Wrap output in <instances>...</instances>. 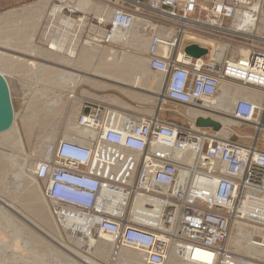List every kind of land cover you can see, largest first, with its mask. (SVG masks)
<instances>
[{"label":"built area","instance_id":"obj_1","mask_svg":"<svg viewBox=\"0 0 264 264\" xmlns=\"http://www.w3.org/2000/svg\"><path fill=\"white\" fill-rule=\"evenodd\" d=\"M98 1L102 16L90 24L97 44L120 48L137 26L147 37V68L163 76V98L188 106L196 115H186L184 123L162 122L154 115L118 122L105 106L81 101L75 125L93 132L94 139L90 144L60 139L38 160L33 174L43 196L59 219H73L77 213L92 216L99 233L138 252L141 264H166L171 249L188 264H238L240 257L250 261L226 241L246 191L264 190V147L256 143V134L264 136V48L254 45L260 38L254 28L264 0ZM224 35L234 37L229 48H246L248 53L215 60ZM183 43L203 46L207 54L192 58ZM222 83L255 92L261 100L242 96L228 111L216 109L211 99ZM218 114L237 122L235 126L254 129L251 143L232 140V135L239 137L232 125L224 126L227 137L219 135L221 124L218 129L196 125L197 118L213 120ZM104 146L111 150L104 151ZM116 148L130 154L121 156ZM177 151L192 154L193 164L178 159ZM107 168L113 178L104 176ZM117 190L126 196L124 210H104L108 201L116 206L112 197ZM135 198L149 205L159 202L156 225L124 212ZM252 243L261 247L264 239ZM254 261L264 264V254Z\"/></svg>","mask_w":264,"mask_h":264},{"label":"rangeland","instance_id":"obj_2","mask_svg":"<svg viewBox=\"0 0 264 264\" xmlns=\"http://www.w3.org/2000/svg\"><path fill=\"white\" fill-rule=\"evenodd\" d=\"M90 1L101 6L98 0ZM73 3L70 0H28L18 6L0 10V52L4 54L3 57H0V70L5 71L4 75L9 84L10 99L15 113L13 123L20 130L24 146V153H21L9 146L7 142L0 140V163H2L0 166V227L6 233V240L4 241L8 242V244L6 243L7 246L11 244L10 241L13 238L19 241L20 244V249L17 250H14L10 245L7 248V256L0 255V264H85L80 259L82 256L90 264H141V257L130 252L133 250L121 247L112 240L109 241L110 246L105 249L104 244L101 242L103 239L95 227L92 232H88L92 237H86L87 241L84 240L81 245H78L75 240L79 238V235L71 236L63 229L61 219L56 217L51 203L42 194L41 184L34 178L33 174H31V177L28 176L30 166H35L38 160L42 158L41 144L43 142L46 146H50L46 148L47 152L51 151L58 140L67 139L68 131L66 128L68 126L77 128L75 118L79 112L81 95H91L96 89L100 90V93H106V91H103L104 88L114 87L134 100L137 98L134 92L143 90L153 93V102H156L157 98H160V101L163 99V76L161 73L153 71L155 82L153 83V80L150 81L148 78L151 84L141 85V82L138 83L139 85H133L125 82L133 79L135 75L132 66L124 64L125 58L129 55L143 57L144 51L134 50L128 44L129 42H125L127 45H122L120 48L96 44L98 41L93 39L94 35L90 33V30H92L90 24L93 22V17L96 16L92 10L71 9L68 7ZM38 5L40 8H38ZM55 5L63 7L59 14L56 12L57 7L53 11ZM80 19H84L85 22L82 38L75 47L77 52L70 57L68 56L71 59L73 58L72 62L75 66L66 65L68 58L64 53H57L56 48L59 43L64 41L63 38L66 43L68 42L67 38L68 36L70 38V33L65 32L73 29ZM71 20H74V22H71ZM260 25L262 24L258 22L257 26ZM57 32L59 33L56 38L57 42L52 43L51 40L54 39ZM257 35L260 38L256 39L254 45L264 48V29ZM233 39L234 37L230 35H224L218 42L220 45L228 44ZM84 41L93 43L90 50L81 51ZM219 44L217 45L220 46ZM33 48L34 51H32ZM64 48H66V45ZM111 49L118 51L113 56V60L116 61L115 64H121L122 69L120 70L124 74L123 79L125 81L105 75H97L94 74L95 72L91 73L94 69H91V72L89 69H81L90 63H99L100 65L108 63L106 59L108 51ZM240 49L239 47L229 48L227 46L226 56L235 57L239 55ZM208 57L207 55L206 59ZM2 62H5L4 65H6L3 66ZM43 67L48 70L44 72ZM118 67L117 65L116 69ZM63 71L78 73L84 81L76 85L73 91L70 92V88L68 89L58 82L59 73H63ZM53 96L60 97L59 105L49 111L44 105L45 100L47 101ZM123 103H127V105L132 106V110H135L129 100H124ZM160 105L166 106L169 112L172 113L177 108L183 110V114L184 112L190 114L189 108L175 107L169 103ZM150 109L152 108L148 107L143 112L150 113ZM26 115L31 116L30 119L27 118L28 134L24 131L25 125L22 119ZM218 116L225 118L223 115L218 114ZM230 128L239 135V137L232 135L231 139L242 144L251 143V137L256 134L254 129L247 124L232 125ZM50 131L53 132L52 137L46 140V137L50 136V134L48 135ZM46 133L47 135H45ZM256 135H258L257 146L263 148L264 136L261 133ZM72 137L80 138L74 134L70 135V138ZM83 140L84 138H82ZM6 153L12 155L11 160L7 159ZM2 154H4L3 157ZM33 171L34 169L31 173ZM131 207L132 202L129 204V209H125L124 212L128 213L129 218L132 219ZM252 225L257 230L258 228L263 230V226L259 224L252 223ZM257 230L252 239L256 240L257 237L258 239L262 237L264 239V230H261L260 234L257 233ZM94 235H98V238L94 239ZM226 244H228V241H226ZM233 251L239 256L246 257V260L252 261L251 263L256 262L254 260L258 258V256L251 257L250 254H246L244 251L236 249H233ZM74 255L81 257L78 258Z\"/></svg>","mask_w":264,"mask_h":264},{"label":"bare ground","instance_id":"obj_3","mask_svg":"<svg viewBox=\"0 0 264 264\" xmlns=\"http://www.w3.org/2000/svg\"><path fill=\"white\" fill-rule=\"evenodd\" d=\"M70 1L74 2L73 3L74 6L73 5H68V7H70L71 9L92 10L94 15L97 18L102 16V11H103L102 10L103 9L102 6H100L98 4H95V3H93L90 0H70ZM56 7H57L56 12H57V14H59L61 12V10L63 9V7L55 5L53 11H55ZM38 8H40L39 5H38ZM107 17H108V15H107ZM61 18H63V17L61 16ZM67 20H69V19H67ZM71 22H74V20H71ZM258 22H260V24H262V25L257 26ZM258 22L256 23L255 28H254V30H255V32L257 34L262 32V30L264 29V12L261 13ZM84 24H85L84 19L78 20L77 21V25L75 24V27L73 29L67 30L68 32L67 31L65 32V33H70V38H69V36L67 38L68 42L66 43V40L63 38L64 41L59 43L57 48H56L57 53H59V52L60 53H64L66 55V58H68V60H66V64H68V63L72 64V59L69 58V57L72 56L75 52H77V49L75 47L78 44V41L80 40V38H82V32L84 31ZM54 36L55 37L52 40L48 38L49 40H51L52 43L57 42L56 38L59 36V33L58 32L55 33ZM7 41H9V40H7ZM125 42L126 43L129 42L128 44H130V47H132L136 51H145L147 39H146V36L144 37V35H142L139 32L137 26H135L129 32L128 38H126V40H124L122 42V45H125L126 44ZM6 43H9V42H6ZM91 44H93V43H89L88 41H84L83 45L81 47L82 48L81 51L90 50V48H92ZM65 45H66V48H64ZM6 46H8V45H6ZM32 51H34V48L32 49ZM226 51H227V44H221L220 46H218L217 52L214 54V59L217 60V61L218 60H222L225 57V55H226ZM117 52L118 51H115V49L109 50L106 61H108V62L111 61L112 64L115 63L116 61L113 60V56L116 55ZM120 53H122V52H120ZM247 53H248V50L246 48H241L239 50V54L240 55H246ZM54 54H55V56H57L56 53H54ZM3 56H4L3 52H0V57H3ZM4 63H3V66L6 65V64L4 65ZM145 63L146 62H145V59L143 57H139L137 55H131V56L129 55V56H127L125 58V63L124 64H126V66H132V68H133V70L135 72V75H134L133 79L126 80V82L131 83L133 85H137L138 83H141L143 81L142 78H144L145 80H147L149 78V80L150 81L153 80V83H154L155 82V80L153 78L154 72L152 70H150V69H147L146 66H145ZM71 64H69V65H71ZM98 68L99 67H95L94 66V68H92V69H94L93 73L95 72V73H99V74H102V75H105V76L116 78L118 80H124L123 79L124 78V74L120 70L122 68H118V70L115 71V72H107L104 69L100 70ZM85 69H89V67L85 68ZM46 70H48V69L43 67V71L45 72ZM4 73H5L4 70H0V74L1 75H4ZM68 73L69 72H67V71L66 72L63 71V73H59V77H58V82L63 84L68 89H69L70 86H72L73 89H74V87L76 85H78L79 83L84 81V79L77 73L74 75V78H73V81H72V74L73 73L72 74L71 73L68 74ZM128 76H130V75H128ZM69 79H71L70 82L68 81ZM157 82L159 83V81H157ZM156 87L158 88L157 85H156ZM70 92H72V90H70ZM219 92H218L219 95L213 97L211 99V101L214 103V105H213L214 108L222 110V111H228L237 97H242V96L243 97H247V98L249 97V98H251L254 101H260L261 100V96L258 95L257 93L249 91V90L240 89V88H238L236 86H232V85H230L228 83H222L221 86H220ZM59 99H60L59 96H53V98H51V99H49L47 101L45 100V104L44 105H45L46 109L50 111V110L53 109V107L59 105V102H58ZM65 104H66V102H65ZM25 110H26V108H25ZM194 112H195V110H194ZM195 115H196V112H195ZM14 117H15V113L13 111V122H14ZM30 117H31L30 115H26V116H24V118L22 117V119L24 120V125H25L24 126V131H25L26 134L29 133V126H28L27 118L30 119ZM114 119H117L118 122L124 121L121 116H116L115 115ZM213 120H216L219 124L222 125L223 128L221 130H219V135H221V136L223 135V136L227 137V136L230 135V132L227 129H225V127H224L225 125H228V126L229 125H237V122H235L234 120L229 119V118H222V117H219V116H215V119H213ZM13 122H12L11 127L6 130L7 132L8 131H11V132L10 133H7L6 131L1 132L0 134H2V135H0V140L2 142H7L9 144V146L13 147L17 151H19L21 153H24V146H23V141H22L20 130L17 127L14 126ZM66 129L68 131V134L66 136L67 139H69L70 135H72V134H74L76 136H79L80 138L78 140H80V141H82V138H84L83 142L87 143V144H90L91 143V139L92 140L94 139V133L91 132V131L83 130V129L79 128V127L76 128L75 126L74 127L68 126ZM52 133H53L52 131L48 132V135L50 134V136L46 137L47 138L46 140H48V138L51 139ZM45 135H47V133ZM41 147H42L41 157H43V156L48 154L49 151L47 152L46 148H48L50 146H48V145L46 146L45 142H43L41 144ZM102 147H103L102 145L99 146V148H102ZM107 149L111 150V147L107 148L106 146H104L103 150L105 151ZM116 151L121 156H125V155H129L130 154L128 151H126V150L122 151V150H120L118 148H116ZM6 155H7V159L11 160L12 155L10 156L9 153L8 154L6 153ZM174 155L178 159L183 161V163H186V164H189V165L193 164L194 158H193L192 154H190L188 152L177 151V152L174 153ZM3 156H4V154H2V157ZM1 165H2V163H0V166ZM30 168L31 169L28 170V172H29L28 176L29 177H31V174H33L31 172H32V169L35 168V166H33V167L30 166ZM108 169L109 168H107V169H105V171H103L104 176L113 178L114 177L113 175H109ZM33 176H34V174H33ZM34 178H35V176H34ZM201 187L210 188V187H208V185H204V184H201ZM103 192H105V191H103ZM246 193H248V194L245 196V199H244L243 203L241 204V206L239 208V217L234 222L233 233L231 232L230 237L227 240L228 241V248L236 249L238 251H244V252H246V254L247 253L250 254L251 257L252 256H256V257L258 256V258H259V257H262L263 254H264V246L256 247V246L253 245L251 239H252V237H253V235H254V233H255V231L257 229H256V227L254 225H252V223L259 224V225L263 226V230H264V190L262 188H257V189H253V190H248V191H246ZM116 194L112 197V200H114V199L117 200L116 206L111 204V201H108V203H106L105 206H104V210L113 211V210L117 209L118 212H122L124 210V208L122 207V204L124 203V200H125L126 196L120 190H117ZM115 207H117V208H115ZM159 211H160V205H159L158 201L151 202V204L149 205V204H147L145 202L144 199L135 198L134 201L132 202L131 216L133 217V219H136L138 221L148 222L150 224L156 225L157 222H158ZM61 221H62L61 222V226L71 236L79 235L78 236L79 238H77L75 240V242L78 245L79 244L81 245L82 242H84V240L87 241L86 237L87 238L88 237H90V238L92 237L90 234H88V232H92V230L94 228V218L92 216H87V215H83V214H78L77 213L73 217V219H69V220L64 219L63 220L61 218ZM89 227L91 229H88ZM261 230H262V228H258L257 233L260 234ZM100 236L103 239V241H101V242L104 244L103 245L104 248L105 249L108 248L110 246L109 241L112 240V239L109 236L104 235L102 233H100ZM13 237H14V235H13ZM7 238H8V236H7ZM96 238H98V235H94V239H96ZM13 239H12V241H10L11 244H9V246H7L8 242L4 241V240H6V233L0 227V255L2 254L3 257H6L7 256V254H6L7 248L10 247V245L12 246V248L14 250L20 249V244L18 243L19 241H17L16 239H14V240ZM130 252H132V254L135 255V256L136 255L140 256V254L138 252L134 251V250L130 251ZM77 255H74V256H77ZM80 257L81 256H79L78 258H80ZM80 259L85 264H90V263H88V261L86 262L87 259H85L83 256ZM166 264H188V263L183 261L182 257L180 258L179 256H177V251L175 249H171L170 256H169V259H168ZM238 264H255V263H251V261H245L244 258L240 257V258H238Z\"/></svg>","mask_w":264,"mask_h":264},{"label":"crops","instance_id":"obj_4","mask_svg":"<svg viewBox=\"0 0 264 264\" xmlns=\"http://www.w3.org/2000/svg\"><path fill=\"white\" fill-rule=\"evenodd\" d=\"M27 1L28 0H0V10L1 9H3V10L8 9V8L13 7V6L14 7L18 6L20 4L26 3ZM185 45L186 44L183 43L181 47L183 48ZM115 63L112 64L111 61L108 63L106 62V63L101 64V65L100 64L94 65V64L90 63L92 65L88 64V65H85L83 68H81V67L80 68L84 69V68L89 67V71L91 72V69L94 68V66H95V67H99L98 69H100V70L104 69L107 72H115L118 70V68H121V64H119V63L115 64ZM69 64H71V63H68L66 65H69ZM71 65L73 66L74 62H72ZM117 65L118 66L120 65V66L116 69ZM145 66L147 68L146 63H145ZM67 72H69L71 74L73 73L71 71H67ZM91 73H93V72H91ZM75 74L76 73L72 74V81H73ZM94 74L102 75L99 73H94ZM4 77H5V75H4ZM70 80L71 79H69L68 81L70 82ZM142 80L143 81H142L141 85H146V83H150V81L148 79L145 80L144 78H142ZM120 81H122V80H120ZM69 88H70V90L73 91L72 86H70ZM99 91L100 90L96 89L95 91H93V93H91V95H86V94L81 95L80 101L89 100L91 102L99 103V104L105 106L109 111L114 113L116 116H121L122 119L126 122H131L134 118H137V117L154 115L162 122L184 123L186 121V115L195 116L194 110L189 108L186 105H183V104H180L177 102H173L170 100H166L164 98L161 101H160V98H157V101L153 102L154 96H153V93L150 91H146V90L145 91L144 90L143 91H135L134 93L137 97L135 100L128 98V96L123 94V92H121L119 89H116L114 87L104 88L103 91H106V93H100ZM144 99H146V100H144ZM124 100H129L131 102V104H133V107L135 110L131 109L132 106H129V105L127 106V103H123ZM164 103H169V104L174 105L175 107H180V108H184V109L189 108L190 114L189 113L187 114L185 112L183 114V110H179L177 108H176L175 112H173V113L169 112V110L166 108V106L160 105V104H164ZM148 107L152 108V109H150V113L143 112V110H147Z\"/></svg>","mask_w":264,"mask_h":264},{"label":"water","instance_id":"obj_5","mask_svg":"<svg viewBox=\"0 0 264 264\" xmlns=\"http://www.w3.org/2000/svg\"><path fill=\"white\" fill-rule=\"evenodd\" d=\"M183 51L192 58L203 57L207 54V48L196 43H190L184 46ZM13 122V108L10 99L8 84L3 75L0 74V133L9 129ZM196 125L212 126L218 129L220 124L210 118H197Z\"/></svg>","mask_w":264,"mask_h":264}]
</instances>
